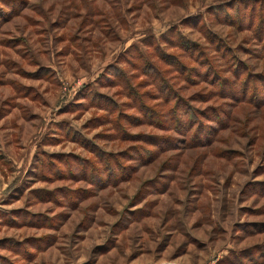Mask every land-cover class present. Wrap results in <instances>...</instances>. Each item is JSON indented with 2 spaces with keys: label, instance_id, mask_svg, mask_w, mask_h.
<instances>
[{
  "label": "rangeland",
  "instance_id": "obj_1",
  "mask_svg": "<svg viewBox=\"0 0 264 264\" xmlns=\"http://www.w3.org/2000/svg\"><path fill=\"white\" fill-rule=\"evenodd\" d=\"M0 264H264V0H0Z\"/></svg>",
  "mask_w": 264,
  "mask_h": 264
}]
</instances>
